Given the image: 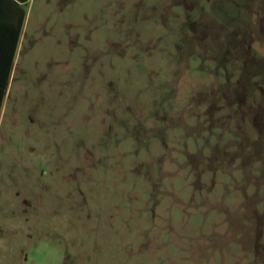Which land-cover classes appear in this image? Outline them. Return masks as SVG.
I'll return each instance as SVG.
<instances>
[{
  "label": "rangeland",
  "instance_id": "374dc122",
  "mask_svg": "<svg viewBox=\"0 0 264 264\" xmlns=\"http://www.w3.org/2000/svg\"><path fill=\"white\" fill-rule=\"evenodd\" d=\"M0 264H264V0H34Z\"/></svg>",
  "mask_w": 264,
  "mask_h": 264
},
{
  "label": "crops",
  "instance_id": "0c3cea01",
  "mask_svg": "<svg viewBox=\"0 0 264 264\" xmlns=\"http://www.w3.org/2000/svg\"><path fill=\"white\" fill-rule=\"evenodd\" d=\"M33 1L0 0V119L11 92L14 62L26 36L29 9ZM13 49L16 53L12 61Z\"/></svg>",
  "mask_w": 264,
  "mask_h": 264
},
{
  "label": "trees",
  "instance_id": "16d2710c",
  "mask_svg": "<svg viewBox=\"0 0 264 264\" xmlns=\"http://www.w3.org/2000/svg\"><path fill=\"white\" fill-rule=\"evenodd\" d=\"M16 41L14 42V47H16ZM15 53H16V50L15 49H13L12 50V61L14 60V57H15ZM0 107H1V101H0Z\"/></svg>",
  "mask_w": 264,
  "mask_h": 264
}]
</instances>
